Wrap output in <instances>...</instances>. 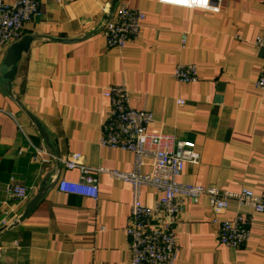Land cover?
<instances>
[{"label": "crops", "instance_id": "0c3cea01", "mask_svg": "<svg viewBox=\"0 0 264 264\" xmlns=\"http://www.w3.org/2000/svg\"><path fill=\"white\" fill-rule=\"evenodd\" d=\"M111 2L44 0L41 17L21 31L35 40L9 96L0 82V264H127L130 186L98 172L96 200L57 190L60 179L78 180L76 170L63 167L73 153L88 167L130 172V153L100 144L110 117L102 94L112 87L126 91L131 108L152 115L148 132L194 144L199 161L185 165L180 183L264 190V89L255 87L263 52L253 45L264 36V0H211L214 11L119 0L114 10L125 5L145 16L123 48H109L102 33L113 18ZM177 64H194L198 80L176 81ZM11 178L28 191L25 201L6 194ZM140 199L154 206L158 192L145 186ZM236 214L251 218L246 242L217 243L212 220ZM175 232L174 264H264V214L234 200L218 215L206 196L185 200Z\"/></svg>", "mask_w": 264, "mask_h": 264}, {"label": "built area", "instance_id": "2783aa9c", "mask_svg": "<svg viewBox=\"0 0 264 264\" xmlns=\"http://www.w3.org/2000/svg\"><path fill=\"white\" fill-rule=\"evenodd\" d=\"M162 5L183 9L216 10L211 0H157ZM44 0H0V50L7 48L21 37L25 24L41 17ZM145 16L140 10L125 5L117 6L113 18L102 28L109 48H123L135 37ZM185 37L181 38V44ZM253 45L262 50L263 59L255 87L264 89V36H257ZM176 81L192 84L198 80L194 64H177L173 73ZM110 102V117L102 129L100 144L108 149H120L132 155L130 172L108 171L91 168L83 163L81 154L73 153L63 160L66 170L78 172L77 181L60 179L57 190L96 200L99 196L96 173L103 172L111 178L130 186L131 202L125 234L129 240L127 264H174L176 255V222L183 211L185 200L196 202L206 196L212 212L216 215L228 208L229 200L250 208L254 213L264 214V190L255 194L242 189L230 192L195 184H183L179 179L187 163L197 164L199 156L193 143L175 141L171 136L148 132L152 115L131 108L128 96L122 87H112L103 92ZM183 105V100H177ZM33 160L41 161V150L35 151ZM45 162V161H42ZM145 186L158 192L154 206L141 203V189ZM11 198L22 202L28 191L11 178L5 186ZM217 243L232 248L243 245L249 234L251 218L236 214L231 219L214 218Z\"/></svg>", "mask_w": 264, "mask_h": 264}, {"label": "water", "instance_id": "95a60500", "mask_svg": "<svg viewBox=\"0 0 264 264\" xmlns=\"http://www.w3.org/2000/svg\"><path fill=\"white\" fill-rule=\"evenodd\" d=\"M119 0H112L109 13L112 14L115 6L117 5ZM35 40L34 37L30 35H23L15 42L11 43L6 50L5 57L2 62V69H1V75H0V82L5 87V92L7 95H10V89L11 84L15 78L16 72H17V65L21 60V57L24 53L27 52L29 45ZM262 51V50H261ZM32 123L37 128L38 134L40 137L44 140L45 145L50 148L51 145L49 144L46 135L43 131V128L39 124L35 118L32 116H29ZM41 192L30 202L28 207V212L33 210L35 205L37 204L38 200L40 199ZM15 225V223H14Z\"/></svg>", "mask_w": 264, "mask_h": 264}]
</instances>
